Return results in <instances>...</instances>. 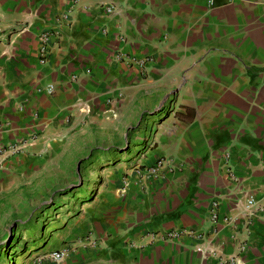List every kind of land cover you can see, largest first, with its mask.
Masks as SVG:
<instances>
[{
    "label": "crops",
    "instance_id": "0c3cea01",
    "mask_svg": "<svg viewBox=\"0 0 264 264\" xmlns=\"http://www.w3.org/2000/svg\"><path fill=\"white\" fill-rule=\"evenodd\" d=\"M8 1L0 144L36 139L0 169V212L55 189L46 203L60 200L57 188L91 143H112L109 154L115 143L151 139L145 163L95 174L99 191L58 244L37 251L42 264H264V0ZM126 55L154 60L141 75ZM161 158V177L140 171ZM214 199L221 220L231 218L218 228ZM186 228L198 237L153 238ZM62 249V262L45 260Z\"/></svg>",
    "mask_w": 264,
    "mask_h": 264
},
{
    "label": "rangeland",
    "instance_id": "374dc122",
    "mask_svg": "<svg viewBox=\"0 0 264 264\" xmlns=\"http://www.w3.org/2000/svg\"><path fill=\"white\" fill-rule=\"evenodd\" d=\"M8 8L9 1L0 0V29H3L10 21L6 18L7 12H5ZM24 23L21 22L16 26L26 25ZM136 129L130 131L131 137ZM150 140L147 139L145 144L139 141H136L139 142L138 144L128 145L115 143L109 149L112 150L109 154L106 151L112 143L103 141L91 143L85 150L83 159L75 162L74 167L67 171L66 175L70 174L72 179L65 176L63 178L64 185H59L57 188L63 189L56 192L54 196V199L56 196H60V200L46 203L54 195L55 189L43 197L30 198L29 201L19 203L18 208H15L12 213L1 211L0 264H42L43 260L37 251H42L50 243L53 246L58 244L56 237L59 231L66 225H73L76 221L75 217L83 211V204L86 201H91L99 191L100 185L95 182L97 179L95 174L99 171H124L123 160L127 161V164L139 160L141 163H145L144 159L147 157ZM156 164L152 166L141 164L139 169L140 171H151ZM57 202L56 207L50 208ZM9 233L12 234V242L10 241L8 246V239L5 241L3 239ZM87 238H90V235L82 239L86 240ZM80 240L79 238L76 243Z\"/></svg>",
    "mask_w": 264,
    "mask_h": 264
},
{
    "label": "built area",
    "instance_id": "2783aa9c",
    "mask_svg": "<svg viewBox=\"0 0 264 264\" xmlns=\"http://www.w3.org/2000/svg\"><path fill=\"white\" fill-rule=\"evenodd\" d=\"M212 2L214 0H211ZM115 7L110 6L107 8V11L109 13H112L114 11ZM50 33L48 31H43L42 34L40 35L43 46L41 49V53L43 57L45 58L49 54V43H50ZM123 61H127L130 65L136 67V70L141 74V75H146L150 65L153 62V57L151 56H131V55H126V56H121L120 57ZM40 90V89H39ZM49 91H53L54 87L52 85L49 86L48 88ZM36 138L31 137L29 139H15L14 141H11L9 143L5 144H0V169L3 168L7 158L11 155H21L25 152V149L27 146L31 143V141L35 140ZM169 165V160L167 158H161L157 164L152 167L151 171H148L151 175L155 177H161L163 174L164 169ZM232 178L235 176L232 174ZM257 204V201L255 197L250 196L245 202H244V211L246 218L248 219V223L250 226V219L252 215H254L251 211L255 208ZM219 206L220 202L218 199H214L212 202V209H211V217L212 221L214 223V226L218 228L220 222L222 221L224 224H229L231 222L230 217H225L224 219L221 220L220 214H219ZM261 211L264 212V207L260 208ZM248 226V227H249ZM189 235L192 237H198V235L195 233V231L191 229H180V230H172V231H167L164 233H157L154 235V239L156 240H162V241H168V242H178L182 237ZM247 243H243L241 246V251L243 252L247 245ZM245 245V246H244ZM198 250L207 256L210 255H217V251L213 248H208V249H203L201 247H198ZM68 254V250H55L50 252L48 255L45 256V260L48 262H53V263H60L62 262L66 255ZM220 261L222 264H239V257L234 256L231 257L230 259H224L220 258Z\"/></svg>",
    "mask_w": 264,
    "mask_h": 264
},
{
    "label": "trees",
    "instance_id": "16d2710c",
    "mask_svg": "<svg viewBox=\"0 0 264 264\" xmlns=\"http://www.w3.org/2000/svg\"><path fill=\"white\" fill-rule=\"evenodd\" d=\"M11 238H12V234L9 233V234H8L7 236H5V238L3 239L4 241L8 239V241H9V242H8V246H9L10 241L12 242ZM20 246H21V245H20ZM20 246H18V248H20Z\"/></svg>",
    "mask_w": 264,
    "mask_h": 264
}]
</instances>
